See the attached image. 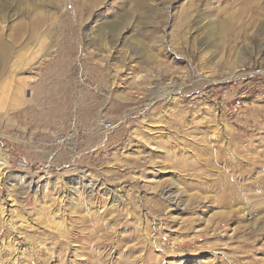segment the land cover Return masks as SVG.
Segmentation results:
<instances>
[{
  "label": "rangeland",
  "instance_id": "1",
  "mask_svg": "<svg viewBox=\"0 0 264 264\" xmlns=\"http://www.w3.org/2000/svg\"><path fill=\"white\" fill-rule=\"evenodd\" d=\"M130 260L264 264V0H0V264Z\"/></svg>",
  "mask_w": 264,
  "mask_h": 264
},
{
  "label": "bare ground",
  "instance_id": "2",
  "mask_svg": "<svg viewBox=\"0 0 264 264\" xmlns=\"http://www.w3.org/2000/svg\"><path fill=\"white\" fill-rule=\"evenodd\" d=\"M208 82V81H207ZM197 161V160H196ZM193 164V166H194V172L192 173V176H194L195 178H199V179H201V180H203V181H200V182H198L197 184H192V186L194 185L195 187H198V188H201V189H208V190H210V191H213L214 193H216V196L218 197V199L217 200H215V201H213L212 203H215L216 205H218V206H222V207H226V208H229V207H231V206H233V205H235V204H237V203H246V205H248V206H251V205H253V203L255 202V201H250V198H252V195H239V192H240V189H241V187H234L233 185H232V181H233V179L231 178V176H229V177H226V158L224 157V155L223 154H221V153H219V154H215V156H213V155H211L210 157H207V158H205V159H203L202 161L200 160V161H198L197 163H192ZM220 164H222L223 165V167H224V172L222 171V172H219L218 170H217V168H218V165H220ZM200 166H203V167H205V169L202 171V170H200L199 172H197V170H196V167H200ZM221 167V166H220ZM214 173H215V175H214ZM216 177L215 179H212L213 177ZM195 180V179H194ZM211 180H213L214 182H216L215 184H212V185H206L205 183L206 182H209V181H211ZM253 183V182H252ZM227 184V185H226ZM254 187V186H253ZM164 196V195H163ZM171 196H168L167 195V197H165V199H167V200H169V202H172V197L170 198ZM212 197V196H211ZM211 197H209V198H202V199H204V200H207L208 199V201L210 202L213 198H211ZM200 198V197H199ZM198 198V199H199ZM134 199V198H133ZM198 199H195L194 198V201H193V203H188V207H185V208H189V207H191V206H194V207H196L197 205H200L201 204V202L198 200ZM109 200V199H108ZM166 200V201H167ZM103 201V200H102ZM101 201V197H99L97 200H96V202H102ZM114 202L116 201V200H113ZM110 202V201H109ZM207 202V201H206ZM94 204V203H93ZM121 204V203H120ZM205 204V203H204ZM179 206V205H178ZM72 207V206H71ZM69 208V211H71V212H74V211H76V207L74 206V207H72V208ZM184 208V209H185ZM180 209V208H179ZM182 210V209H181ZM107 212V210H105V211H103V213H101V215H99V217L97 218H95L97 221H98V219H100V221H101V219H102V217H105L106 216V213ZM112 213H116V210H115V212H112ZM228 215V214H227ZM232 218H234V217H232ZM116 219H117V217H116ZM83 220L84 219H78V221L76 222L75 221V224H77V225H79V224H81L82 222H83ZM111 220L113 221L114 220V217H113V219H110V218H107V222L106 223H103L102 221L100 222V221H98V223H99V225L97 226V229L98 230H100V228L102 227H106V224L107 225H109L108 223L109 222H111ZM121 220V219H120ZM221 220H224V221H226V214H225V216L223 217V219H221ZM220 220V221H221ZM114 222V221H113ZM217 225H219V224H217ZM207 226V225H206ZM221 226V225H220ZM128 228V227H127ZM104 229V228H103ZM65 230V229H64ZM64 230H61L60 231V233H61V237L62 238H67V236L66 235H68V234H70V238H71V236H73V234L71 235V230H69V232H68V234L64 231ZM205 230H207V229H205ZM204 230V231H205ZM126 231V230H125ZM107 232H109V231H107ZM106 233V232H105ZM215 233V232H214ZM82 235H83V233H82ZM85 235V234H84ZM105 235V239L104 238H102V237H100V240H104V242H105V240H106V238H107V234H104ZM103 235V236H104ZM203 235V234H202ZM86 237V236H85ZM215 237V236H214ZM112 238H114V237H112ZM117 238V237H116ZM73 239H74V237H73ZM71 240V239H70ZM75 240V239H74ZM127 240V239H126ZM129 241V240H128ZM152 241V240H151ZM150 241V242H151ZM102 242V241H101ZM103 243V242H102ZM109 243H111V241L109 242ZM127 243V242H126ZM128 244V243H127ZM152 244V243H151ZM155 244V243H154ZM153 244V245H154ZM125 245V244H124ZM90 246V245H89ZM126 246V245H125ZM106 247V246H105ZM85 249V248H84ZM116 250V249H115ZM75 254V251H73V255ZM98 256V255H97ZM145 256V254H143L142 256H140V257H144ZM99 257V256H98ZM140 257H138V259L135 261V263L137 262V261H139V260H141V258ZM147 257H148V259H150L151 258V256L149 255V254H147ZM146 257V258H147ZM71 258V257H70ZM87 260V259H86ZM84 261V260H83ZM130 262H131V260L130 261H127L126 262V264H130ZM153 262V261H152ZM151 262V263H152ZM64 263V262H63ZM135 263H131V264H135ZM84 264V263H83ZM91 264V263H90ZM92 264H97L96 262H94V263H92ZM154 264V263H153Z\"/></svg>",
  "mask_w": 264,
  "mask_h": 264
}]
</instances>
